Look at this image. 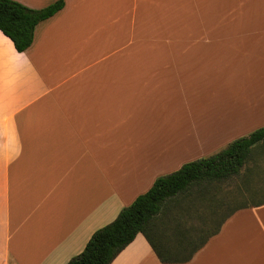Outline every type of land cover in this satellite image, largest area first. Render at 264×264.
Returning a JSON list of instances; mask_svg holds the SVG:
<instances>
[{"label":"crops","instance_id":"crops-1","mask_svg":"<svg viewBox=\"0 0 264 264\" xmlns=\"http://www.w3.org/2000/svg\"><path fill=\"white\" fill-rule=\"evenodd\" d=\"M62 1L24 52L0 32V264H67L155 179L264 127V0ZM220 220L173 262L138 233L110 264H264V205Z\"/></svg>","mask_w":264,"mask_h":264},{"label":"trees","instance_id":"trees-1","mask_svg":"<svg viewBox=\"0 0 264 264\" xmlns=\"http://www.w3.org/2000/svg\"><path fill=\"white\" fill-rule=\"evenodd\" d=\"M62 8V0L41 9H30L14 0H0V32L11 41L16 52L22 53L33 41L35 26ZM259 150L264 152V127L232 141L216 154L185 163L178 170L158 177L145 193L121 209L112 222L97 229L84 249L67 264H110L138 233L145 236L162 263L176 260L175 253H182L185 246L192 245L193 252L203 244L208 235L195 243V233L176 231L175 246L168 248L160 245L163 236L153 233V223L169 204L177 203L179 196L189 192L192 187L201 192L205 188L203 194L199 193V200H205L208 196L211 201L216 202V197L213 192L208 191V187L240 175ZM261 190H264L263 186L252 188V191H258L253 195L264 194ZM261 205H264V198L231 208L226 215L228 217L239 209Z\"/></svg>","mask_w":264,"mask_h":264},{"label":"rangeland","instance_id":"rangeland-1","mask_svg":"<svg viewBox=\"0 0 264 264\" xmlns=\"http://www.w3.org/2000/svg\"><path fill=\"white\" fill-rule=\"evenodd\" d=\"M165 15V12L161 14V22L163 23L161 35L170 34L171 27L169 20L164 19ZM151 16L152 22H154L155 19L153 15ZM158 20L159 17L156 19V22ZM157 33L158 30L154 28L149 35L153 36ZM260 186L264 187V152L259 150L256 151V155L254 154V157L241 171L240 175L208 187V191L213 192L216 200L219 201L220 205L218 204L216 211L209 208V203L207 204L206 199L199 200V193L203 194L202 192L205 188H202L201 192L196 187H192L189 192L179 196L177 200V203L180 201L179 204L175 202L171 203L172 205L169 204L162 215L155 220L152 225L153 233L163 236L160 245L168 248L174 247V242L177 240V237H175L176 231L180 230L181 232L195 233V243L200 242L206 234L215 229V225L220 221L222 208H224V213L227 214L231 208L233 209L234 207L264 198L262 196L264 194L253 195L258 191H252V188H258ZM261 191L264 193V190ZM222 202L224 205H222ZM201 204L208 208L201 211L198 208L202 206Z\"/></svg>","mask_w":264,"mask_h":264}]
</instances>
